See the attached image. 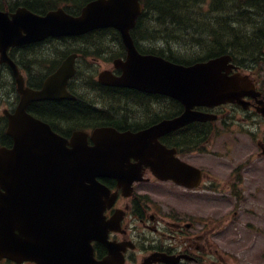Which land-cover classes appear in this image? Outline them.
Masks as SVG:
<instances>
[{"label":"water","instance_id":"obj_1","mask_svg":"<svg viewBox=\"0 0 264 264\" xmlns=\"http://www.w3.org/2000/svg\"><path fill=\"white\" fill-rule=\"evenodd\" d=\"M140 13V0H93L76 17L61 9L44 16L20 9L11 18L0 12L1 58L11 64L22 96L15 114L8 116L7 133L14 145L0 148V260L110 264L94 262L90 246L99 241L111 250L105 242L109 228L103 217L111 198L98 179H114L127 195L142 168L148 167L160 180L186 185L184 175L190 167L174 157V149L160 144L159 137L205 120V115L192 111L195 106L231 102L248 94L245 79L227 76V56L183 66L158 56L139 55L129 31ZM103 28L118 31L127 56L124 62L114 61L123 71L120 77L103 71L99 82L171 97L184 106V113L138 133L96 129L89 146L86 133L75 132L68 141L26 114L32 101L67 97L65 87L74 74V55L46 79L40 91L31 92L23 90L22 78L6 51L47 37L79 36Z\"/></svg>","mask_w":264,"mask_h":264},{"label":"flooded vegetation","instance_id":"obj_2","mask_svg":"<svg viewBox=\"0 0 264 264\" xmlns=\"http://www.w3.org/2000/svg\"><path fill=\"white\" fill-rule=\"evenodd\" d=\"M259 1L263 19L233 22L234 26L230 27L231 32L235 25L240 29L237 33L241 37L237 39L261 44L259 51L255 48L251 53L231 54L233 67L229 76L250 80L254 86L252 95L244 96L240 103L196 106L193 110L205 115V120L192 121L159 139L175 148L176 156L192 167L187 183L195 187L189 189L170 180L158 181L147 168L142 169V180L134 182L127 195L115 180H100L111 192H116L114 203L105 212L109 226L107 239L113 243L116 253L111 254L101 243H93L97 261L111 258L110 264H144L153 257L152 264H249L238 260L233 251L235 244L241 251H247L264 238V212L254 200L256 196L258 199L264 197V0ZM0 5L13 13L21 6L33 11L37 3L35 0H0ZM145 25L143 30L136 29L140 40L150 39L145 33L154 31L153 23ZM235 33L236 30L232 32V40L236 38ZM45 50L43 42L16 47L10 52V58L24 76L25 86L32 90H39L46 78L42 75L49 67ZM85 50L86 46L80 49L74 77L66 86L75 99L33 102L27 107L29 114L42 118L66 139L78 130L90 135L100 127L99 121L120 132L136 133L184 111L180 103H172L169 97L100 85L97 82L99 69L91 77L92 82H87ZM219 56L213 55L206 60ZM124 58L125 52L121 59ZM109 65L106 64V69L115 76L121 74ZM2 69L11 76V87L5 97L0 95V104L13 112L20 95L8 66L0 64V74ZM62 102L95 109L101 120H81L83 123L77 129L57 115L61 112L59 107L57 110L50 107V104ZM1 118L6 120L4 116ZM108 118L111 120H104ZM5 131L6 122L0 121V146L11 148L13 141ZM156 190H164L167 196L154 195ZM252 205L257 206L250 212L248 206ZM259 250L264 252L263 248Z\"/></svg>","mask_w":264,"mask_h":264},{"label":"trees","instance_id":"obj_3","mask_svg":"<svg viewBox=\"0 0 264 264\" xmlns=\"http://www.w3.org/2000/svg\"><path fill=\"white\" fill-rule=\"evenodd\" d=\"M56 1L58 0H35L37 5L34 11H43L41 9L44 6H47L48 9L53 8L57 5ZM88 1L91 0H75L76 3L74 4H79L80 7ZM231 3L232 0H144V11L138 18L135 28L141 29L142 26H146L147 22L154 23V31L147 36L154 37L149 39L152 46L149 47L148 52L164 56L166 59L179 64H189L199 61V59L190 61L187 55L175 56L173 48H177L181 54L187 48H191L193 50L192 56L193 53L201 51L206 52L207 56H213L228 52L231 49H235L236 52H254L256 48L254 42V44L245 40L235 41V43L230 42L228 26L231 21H257L263 19L262 4L253 0H246L238 4L235 3L232 7ZM232 13L236 14L231 15ZM132 36L136 42H140L136 30H133ZM104 38H111L113 41L120 43L116 31L112 29L95 30L86 34V49L91 44L94 47L91 48L93 53H97L96 48L98 44L102 43L98 42ZM93 53H90V55H93ZM110 54L109 58L112 59L119 56L120 52L114 50ZM50 107L55 108V110L59 107L61 112H58L57 115L63 120H68L74 127L81 126L83 123L81 120H101V117H98L100 113L97 110L82 104L62 102L60 104H50ZM94 115L97 116L91 118ZM100 124L104 125L105 123L99 121L98 125Z\"/></svg>","mask_w":264,"mask_h":264},{"label":"rangeland","instance_id":"obj_4","mask_svg":"<svg viewBox=\"0 0 264 264\" xmlns=\"http://www.w3.org/2000/svg\"><path fill=\"white\" fill-rule=\"evenodd\" d=\"M238 30H240V29H238ZM70 42L71 41H68V43H70ZM56 45L61 50L63 48H65L64 45H62V46H61V44H56ZM192 52H193V50L191 48H187L186 50H184V53L181 54V52H178V49L177 48H173V54L175 56H186L187 55L189 59L193 58V56L191 54ZM50 54H51V60H52L54 58L55 59L58 58L60 53H58V52L55 53V50L53 48H50L49 50H47V57ZM193 55H194V53H193ZM60 56H61V54H60ZM105 64L106 63L99 62L98 63V67H97V71H98V69H99V71L104 70L106 68V65ZM79 65L82 66L83 63L80 62ZM109 67H111V66L109 65ZM86 68H87V65H86ZM82 70L83 69H80V71H82ZM91 70L92 69H88V72H90ZM7 78H8V82L9 83L5 79H3V80L0 81V84L2 83V86H0V95L1 96H4V97L8 94L9 87H11V78H10L9 75H7ZM3 81L5 82L4 85H3ZM8 84H10V85L8 86ZM3 105L4 104H1L0 105V111L3 110L4 108H6ZM178 194H179V190L175 192V195L176 196ZM154 195L161 197V196H167V193L165 194V191L164 190H156L154 192ZM172 196H174V195L172 194ZM254 200H256L257 202L260 203L259 209L264 212V197L261 198V199H258V196H256V199H254ZM256 206H253V205L252 206H248V209L250 210V212H252V211H254V208L253 207L256 208ZM246 218H248V217H246ZM243 238H246L247 239V237H243ZM263 240H264V238L262 237L260 239V242H258L255 246L249 247L247 251H241V249L235 244V247L236 248L233 251V255H235L236 258H238V260H242L244 262L247 261V262H249V264H258V261H260L261 264H264V255L262 256V258L259 257L261 254H264L263 251L259 250V248H263L264 249V242H263Z\"/></svg>","mask_w":264,"mask_h":264}]
</instances>
